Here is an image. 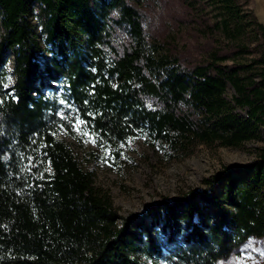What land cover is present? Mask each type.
Masks as SVG:
<instances>
[{"label":"trees","instance_id":"1","mask_svg":"<svg viewBox=\"0 0 264 264\" xmlns=\"http://www.w3.org/2000/svg\"><path fill=\"white\" fill-rule=\"evenodd\" d=\"M151 2L0 0V264H220L264 238V24L239 0H178V31L209 41L190 62L149 31ZM77 118L117 160L140 138L178 159L262 145L151 229L60 138Z\"/></svg>","mask_w":264,"mask_h":264},{"label":"rangeland","instance_id":"2","mask_svg":"<svg viewBox=\"0 0 264 264\" xmlns=\"http://www.w3.org/2000/svg\"><path fill=\"white\" fill-rule=\"evenodd\" d=\"M177 1L152 0L146 9L149 31L156 38L167 40L168 44L172 42V47L178 46L184 60H201L209 41L188 26L178 31L181 13ZM239 2L264 24V0ZM31 20L37 25L33 17ZM36 30L40 33L41 27L37 25ZM233 93L231 90L229 97ZM61 101L69 108L62 98ZM71 127V131L61 129L60 138L69 144L82 166L95 173L96 186L110 193L119 215L135 222L142 219L151 229L159 230L163 229L162 221L166 219L167 203L175 204L191 192L199 193L206 188L205 180L213 181L218 176L220 180L224 179L226 168L240 169L251 165L257 158L255 148L262 145L261 141H255L237 149L222 147L218 143L212 146L198 144L194 153L178 159L140 138L131 143L126 149L127 154L117 160L110 151L100 149L89 134L85 135L78 118ZM219 188L217 185L216 192ZM220 264H264V238L249 239Z\"/></svg>","mask_w":264,"mask_h":264},{"label":"snow or ice","instance_id":"3","mask_svg":"<svg viewBox=\"0 0 264 264\" xmlns=\"http://www.w3.org/2000/svg\"><path fill=\"white\" fill-rule=\"evenodd\" d=\"M85 135H87V133H85Z\"/></svg>","mask_w":264,"mask_h":264}]
</instances>
